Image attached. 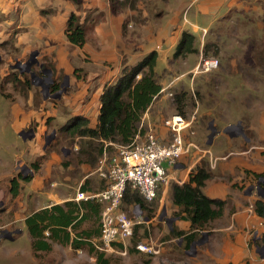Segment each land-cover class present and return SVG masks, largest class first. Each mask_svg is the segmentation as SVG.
I'll list each match as a JSON object with an SVG mask.
<instances>
[{
  "label": "rangeland",
  "instance_id": "374dc122",
  "mask_svg": "<svg viewBox=\"0 0 264 264\" xmlns=\"http://www.w3.org/2000/svg\"><path fill=\"white\" fill-rule=\"evenodd\" d=\"M32 2L34 3L35 0H0V264H199V262H206L205 258L199 257L201 250L205 248V240L199 238L187 249L185 240L173 238L165 231V223L159 221L162 215L166 217L163 214L165 210L163 206L170 204L168 188L171 182L161 185L158 189L156 199L153 201L157 205L154 213H151V223H143L137 230V244L139 242L149 244L152 247V252L144 253L136 249L130 251L131 248H135L131 242L127 244L125 250L117 247L113 252H96L97 250L94 252L89 246L72 249L68 245L59 244H53L52 249L48 252L32 250L30 237L23 224L24 217L32 209L74 197L77 190L82 191L81 186L74 184L68 187L67 185L75 183L76 179H82L86 174H88L84 180L85 187L87 186L86 190L98 192L104 188L98 170V161L102 156L98 153L99 141L66 137L59 131L60 125L55 123L57 117L54 116L46 119V128H42L44 132L41 131L40 137L35 141L36 144L31 142L37 131H40V129L37 130L39 122L32 120L27 127L25 126L21 130H33L34 136L31 139H26L30 141H25L19 134L21 131L16 130L19 119L13 112L10 102L17 99L22 103L29 91H26L21 83L13 81L15 76H18L20 81L29 77L33 88L30 91L42 90L44 97L55 104L59 103L64 92L61 87L59 98H54V94L49 93V86L53 80H60L64 75L61 74L56 80L54 79L55 73L52 72L53 68L47 57L40 58L38 50L33 49L25 52L23 47H17V37L26 30L21 17L28 10H33L30 8ZM109 2L113 10L124 12V31L129 26V22L132 23V26H138L139 23L142 24L154 18L151 20V26L155 30L163 29V33L167 30L169 20L177 9L182 5H188V3L169 4L165 0H109ZM167 6H171L168 13L164 8ZM37 8L35 5L36 10H38ZM81 8H83V3L77 10L79 11ZM49 10L53 12V9ZM87 13H91L93 22L89 20V23L92 22L90 26L92 30L94 21L102 20L104 13L97 10ZM234 15L237 14L234 13ZM258 21L259 23L261 21L260 25H258ZM195 26L198 29H195ZM177 27L189 31L199 38L201 29L203 27L209 29L211 25L208 20L194 18L191 11L185 15L180 14ZM214 28L215 36L208 32L203 47L207 51L206 59H217L218 67L209 72H200L201 67L197 68L198 64L192 65L189 68V70L193 69L191 73L180 77L179 88H176V85H170L164 91L161 90L156 98L158 100L164 97L167 105L171 108H176L175 106L178 105L179 110L184 114L181 116L185 120L199 105L210 109L215 108L217 113H225L234 106L243 107V134L252 139L251 144L254 145L262 140L259 143L264 145V19H257L251 14H247L246 18L230 15L227 19L217 22ZM212 33L214 34L213 31ZM145 34L149 35L150 30L148 29ZM156 41L158 42V40ZM170 43L169 38H164L157 50L158 57L154 70L158 83L160 81L163 83L162 87L166 85L165 81L170 84L171 80L187 71L184 63L187 62V58H190V54L176 57L179 60L177 65L175 63L170 68L172 75L164 73L168 67V60L174 57L175 53V48H172ZM201 45L202 43L198 41L194 43L195 47ZM34 52L37 55L32 57ZM193 66L194 68H192ZM21 74L24 75L21 76ZM229 87L232 92L226 95L223 89L228 90ZM168 93H171L172 96H168ZM174 112L178 114L176 110ZM212 117L213 115L201 116L205 127L210 125ZM228 122L234 124L229 128V131L238 134L239 128L236 126V119L231 116ZM221 123L223 122H216L217 125ZM249 126L258 127L249 129ZM208 130L210 132V129ZM51 135H53L52 138ZM31 144L35 150L34 154H36H32L33 158L39 163L40 177L43 178L38 180L39 185L43 189L34 190L38 202L32 205L30 202L32 195H30L28 208L24 210L21 208V202H26V198L24 195L19 196V199L11 196L9 180L10 172L16 166V169L22 174L33 173L28 163L25 166L19 160L23 155H28L30 150L32 151ZM201 144L205 147L203 141ZM118 146L120 145L113 146L105 143L102 148L110 157L117 152ZM83 165L88 166L87 173L82 172ZM23 166L22 171L21 167ZM15 173L16 171H13L12 174ZM23 185L20 183L19 195L23 191ZM47 193L53 195L47 197ZM147 208H150V205H147ZM123 209L131 215L130 206L123 205ZM147 214L148 211L145 209L143 217L149 216ZM9 222L13 223L3 228V225ZM88 226L89 223H84L82 228ZM17 229L22 230V234H13L14 241L2 239L4 230L14 233ZM199 240L203 242L199 243ZM99 254H101V263L97 261Z\"/></svg>",
  "mask_w": 264,
  "mask_h": 264
},
{
  "label": "crops",
  "instance_id": "0c3cea01",
  "mask_svg": "<svg viewBox=\"0 0 264 264\" xmlns=\"http://www.w3.org/2000/svg\"><path fill=\"white\" fill-rule=\"evenodd\" d=\"M165 2L169 4L188 3L187 6H180L170 18L165 33H163V29L155 30L151 26V20L154 18L142 24L139 23L138 26H132V23L129 22V26L123 32L125 14L113 10L109 0H83V8L79 11L70 0H35L34 3L32 2L30 8L33 10H28L21 17L26 30L17 37V47H23L25 52L35 49L39 51L40 58L47 57L51 62L52 72L55 73L54 79L56 80L61 74L64 75L60 80L57 79L64 92L58 104L49 102L44 97L42 90L27 92L22 103L17 99L14 102L11 101L12 110L19 119L16 130L21 131L32 120L39 122L37 130L40 129V131H37L34 140L31 142L35 143L43 131L42 128H46L45 124L48 117H57L55 123L61 127L70 117L80 116L89 121L90 128H95L100 109L99 97L104 86L114 82L124 66H133L151 51L157 52L158 46L161 41H164V38H169L172 48H175L182 32L186 31L177 27L181 13L185 15L192 11L194 18L203 21L208 20L211 27L209 29L203 27L199 38L192 34L195 37V42L198 41L202 45L195 47L197 52L191 53L190 58L186 59L187 62L184 63V66H186L187 69L185 70L187 71L185 73L175 77L170 81V84L165 81L166 85L163 87V83L159 82L162 91L170 85H176V88H179L180 77L186 73H191L193 69L189 70V68L192 65H199L203 59H206L203 52V42L208 32L215 36L214 27L217 22L227 19L230 15L246 18L247 14H251L257 19H264V0H165ZM35 5H37L38 10L35 9ZM171 6L164 7L167 13ZM49 9H53V12L44 15L40 13L41 10ZM93 10L103 12L104 18L93 25L92 30L90 29L91 25H89L87 41L82 47L71 46L65 36L68 16L71 13H76L80 16V22L83 23L87 12ZM163 13L166 14V12ZM260 23L258 21V25ZM194 28L198 29L196 26ZM148 29L150 34L146 35ZM143 49L144 51H142ZM178 60L174 57L169 59L168 67L164 73L167 72L171 76L172 70L170 68L175 63L177 65ZM77 76L80 77L77 78ZM231 90L229 87L228 90L223 89V92L229 95ZM17 96L19 97V95ZM174 110L176 108L169 107L164 97L158 100L155 98L141 119L140 126L144 133L151 128L162 143H169L171 133L164 125V121L175 114ZM216 111L215 108L210 109L199 105L191 115L189 114L190 116L186 120L190 124L183 131V135L185 141L195 144L196 148H192L188 155L183 156L175 167L168 168L169 182L177 184L187 182L192 170L201 161H205L209 165L211 177L207 180L203 193L211 199L226 201L222 216L210 223L208 230L201 232L200 238L205 240V248L201 250L199 257L205 258L206 262H199V264H264V259L260 256V248L264 246V221L253 211L254 202L257 199L264 200V177L256 178L254 176L255 173L264 174V145L259 143L262 140L254 145L251 144L252 139L243 134V107L234 106L225 113H217ZM205 115H213L210 125L206 127L201 119V116ZM231 116L236 119V126L239 128L238 134L229 131V128L234 125L233 122H228ZM216 122L223 123L217 125ZM255 127L258 126H249L248 128L254 129ZM144 133L140 135L143 136ZM202 141L205 147L201 144ZM34 152L32 145V151L30 150L28 155H23L19 159L21 163L27 166V163L31 165L35 162L33 155L36 154ZM82 167V172L87 173L88 166L83 165ZM16 168L17 166L10 172V177L17 175L19 171ZM23 168L24 166L21 167L22 171ZM70 169L72 170L73 167L71 166ZM13 171H16L14 175L12 174ZM39 171L40 169L36 173H32L31 181L22 183L24 184L23 191L20 195L18 194L17 199L19 196H25L26 202H21V208L24 210L28 208L30 195H32L30 200L32 205L38 202L34 190L43 189L38 181L40 178L43 179L40 177ZM87 176L88 174L80 180H74L75 183L67 186L71 187L75 184L84 186L86 190L87 186L85 187L84 180ZM102 181L104 183L103 179ZM46 195L49 197L53 194L47 193ZM71 199L66 198L42 207H35L27 216L41 208L61 204ZM163 207L165 209L163 214L166 217L162 215L159 221L165 223V231L168 234L171 235L173 228L186 233L190 231L189 221L173 216L177 207L172 205L171 199L170 204ZM144 219V223L148 224L151 223L152 217L150 219L144 217ZM13 222L4 224L3 228ZM5 231L10 232L4 230L3 233ZM13 234L20 235L22 230L20 233ZM2 239L5 238L2 237ZM9 241H14V239Z\"/></svg>",
  "mask_w": 264,
  "mask_h": 264
},
{
  "label": "trees",
  "instance_id": "16d2710c",
  "mask_svg": "<svg viewBox=\"0 0 264 264\" xmlns=\"http://www.w3.org/2000/svg\"><path fill=\"white\" fill-rule=\"evenodd\" d=\"M77 8L81 7L83 0H70ZM42 15L52 13L51 10H41ZM91 19V13H87L83 23L77 14L71 13L66 21L65 36L71 46L82 47L87 41V31ZM99 22L94 21V25ZM125 26L123 25V32ZM195 37L189 32H182L179 42L175 47L174 58L183 54L196 53L194 46ZM206 55V48H203ZM158 54L151 51L133 66H124L114 82L106 84L99 97L100 109L95 128L89 127V121L80 116H73L59 128V131L66 137H78L97 140L100 142L98 153L103 154V145L113 143L122 146L129 145L136 134H143L140 126L143 114L151 105L153 100L160 94L161 85L156 79L155 65ZM24 74H21L23 76ZM78 77V76H77ZM16 83H21L26 91L32 88L29 77L19 80L14 77ZM61 89L60 82L54 81L49 86V93L55 94ZM177 102V100H175ZM177 104V103H176ZM177 113L184 115L176 106ZM31 170L36 173L39 169L37 161L30 165ZM256 178L264 177V174H254ZM33 174L23 175L18 172L10 178V194L17 197L21 189L20 183L31 181ZM211 177L208 165L205 161L195 167L189 174L188 181L182 184L171 183L169 186L170 199L173 206L177 207L173 216L190 223V231L186 233L173 228L171 235L175 238L185 240V248L198 240L202 231L210 227V223L220 218L223 214L226 201L211 199L203 193L207 180ZM82 191H86L84 186ZM156 199V198H155ZM154 201V200H153ZM147 203L142 197L129 189L123 196V205H138L144 212L147 209L149 216L156 210V202ZM150 205V208H147ZM101 205L92 200L74 202L65 201L61 204H53L36 210L26 216L24 225L30 237L31 248L34 252H48L53 244L70 246L72 249H79L82 246H89L94 252L96 249L92 240L100 235L99 217ZM255 214L264 221V200L257 199L253 205ZM146 217V218H147ZM84 223L89 226L82 228ZM140 225L134 227V233L130 240L135 247L138 240L137 230ZM135 248H131L133 251ZM98 252V251H96ZM101 254L97 261L100 262Z\"/></svg>",
  "mask_w": 264,
  "mask_h": 264
},
{
  "label": "built area",
  "instance_id": "2783aa9c",
  "mask_svg": "<svg viewBox=\"0 0 264 264\" xmlns=\"http://www.w3.org/2000/svg\"><path fill=\"white\" fill-rule=\"evenodd\" d=\"M200 72H209L218 67L217 59H204L197 68ZM168 96H172L168 93ZM189 122L179 114H173L164 121L171 133V140L164 144L150 128L143 136L135 135L126 146H118L117 152L108 157L105 150L99 159V173L104 180V188L98 192L77 190L72 201L92 200L101 205L99 226L100 235L91 242L99 252H113L115 248L127 247L134 227L145 222L138 205H131L129 215L123 209V196L127 189L138 193L145 202L151 203L157 196L161 185L169 182L168 168L196 148L195 144L186 142L183 131ZM109 145L115 146L113 143ZM135 249L140 252H152L149 244L139 242ZM264 259V246L260 248Z\"/></svg>",
  "mask_w": 264,
  "mask_h": 264
},
{
  "label": "water",
  "instance_id": "95a60500",
  "mask_svg": "<svg viewBox=\"0 0 264 264\" xmlns=\"http://www.w3.org/2000/svg\"><path fill=\"white\" fill-rule=\"evenodd\" d=\"M37 55V53L36 52H34L33 54H32V57H34V56H36ZM60 95H61V92L59 91V92H57L56 94H54L53 95V97L54 98H59L60 97ZM214 132V131H213ZM20 135H21V137L24 139V140H26V139H31L33 136H34V132H33V130H29V131H25V130H23V131H21L20 133H19ZM51 138L53 137V135H51L50 136ZM27 168V170H29V168L28 167H26ZM14 233H20V230H16ZM13 233L12 232H7V231H5L4 233H3V238H5V239H8V240H13ZM201 241L199 240V243H200Z\"/></svg>",
  "mask_w": 264,
  "mask_h": 264
}]
</instances>
